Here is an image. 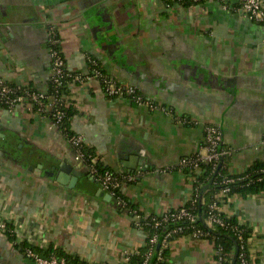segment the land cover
Here are the masks:
<instances>
[{
  "label": "crops",
  "instance_id": "obj_1",
  "mask_svg": "<svg viewBox=\"0 0 264 264\" xmlns=\"http://www.w3.org/2000/svg\"><path fill=\"white\" fill-rule=\"evenodd\" d=\"M237 5L0 0V78L47 93V32L54 26L68 69L87 74L91 56L116 84L133 86L148 100L109 96L95 77L70 85V128L121 176L127 207L76 160L49 116L50 104L45 113L27 98L0 105V264H34L25 247L43 257L56 250L103 264L137 252L147 233L133 213L162 214L191 198L194 175L178 162L204 152L205 125H218L220 146L231 150L228 174L264 159V26ZM219 208L249 227L250 262L264 264V192L233 194ZM214 259L213 243L182 235L169 242L164 264Z\"/></svg>",
  "mask_w": 264,
  "mask_h": 264
},
{
  "label": "trees",
  "instance_id": "obj_2",
  "mask_svg": "<svg viewBox=\"0 0 264 264\" xmlns=\"http://www.w3.org/2000/svg\"><path fill=\"white\" fill-rule=\"evenodd\" d=\"M164 3L173 4L179 3L184 6L193 5L203 0H162ZM60 51V46H57ZM61 55L62 52L60 51ZM63 60L64 56L62 55ZM88 73H82L80 71H72L65 68L61 75L54 80V76H50L48 94L47 97L40 98L37 101H33L35 108L38 111H43L45 106L50 104L51 109L48 110L50 118L56 123L58 129L61 130L67 141L70 143L71 138L75 136V133L71 130L69 120L75 113V108L69 97L70 85L75 82H83L88 76L94 74V69H97L99 75L96 79L99 81L101 89L104 90L105 84L103 78L107 77V73L102 69L100 64L88 56L87 60ZM65 62V60H64ZM25 88V87H24ZM29 91L39 92L29 87H26ZM19 94L21 91L18 92ZM0 105H5L0 103ZM46 110H44V113ZM55 113H61L59 120L54 116ZM74 149L75 147L71 145ZM81 152L84 154L83 162L86 165L90 164L88 155H91L95 159V167L99 171L106 169V166L101 165L94 152L84 142L79 146ZM227 158L224 157L222 163L217 170H213L208 165L202 166V171L196 174V181L194 183L195 190L191 198L181 207L171 209L167 211L168 216L171 214H177L182 207L188 210L193 215V220L188 218H168L163 221L157 227H153L151 224L150 217L142 220V228L146 231L145 244L137 251L128 254V261L124 264H164L167 256L168 246L162 248L161 258L153 256L147 263H144L145 254L148 250V241L152 235L156 234L158 238L163 239L164 235L174 229L180 227L181 230L171 232L167 237V243L174 240L176 237L182 235H191L195 230H200L206 233L205 235H199L197 238H205L209 242L213 243L214 249L217 248L220 255L219 264H241V255L243 254L247 260H250L248 246L250 239V229L246 224H243L235 217L226 216L224 213H220V218L224 224H216L213 228L208 226V217L211 212L209 204L211 203L214 196L219 194V191L223 187L228 188L226 196L238 194L240 196H248L259 192H264V159L255 160L245 170L236 173L228 174L227 172ZM225 178H231L232 180L228 183H223L222 180ZM204 188V189H203ZM225 196L220 195L217 197V202H223L226 200ZM159 218L161 216H158ZM6 233L9 237L13 236L10 229V225H7ZM243 246V247H242ZM28 248V247H27ZM26 247L23 248L25 251ZM55 251V252H54ZM51 251L45 256L54 255L57 258H64L67 264H80L85 263L74 254L65 253L62 251ZM214 258H218L214 256ZM234 259V262L232 263ZM120 264H123V262Z\"/></svg>",
  "mask_w": 264,
  "mask_h": 264
},
{
  "label": "built area",
  "instance_id": "obj_3",
  "mask_svg": "<svg viewBox=\"0 0 264 264\" xmlns=\"http://www.w3.org/2000/svg\"><path fill=\"white\" fill-rule=\"evenodd\" d=\"M166 6H170L171 4L164 3ZM234 9L248 18L249 20H252L262 26H264V0H238V5L234 7ZM60 45V39L58 36V33L54 26H49L48 32H47V51L50 55L51 59V75L54 76V80H57V77L62 74L64 68H65V62L63 60V57L57 49V46ZM99 75V72L97 69H94V74L92 76H88V78L91 77H97ZM103 82L105 84L104 91L109 96H117V95H126L127 97L131 98V100L135 103H143L148 102V100H145L143 95L133 86H121L116 84L109 76L103 78ZM21 91L19 94L18 92ZM48 93H41V92H32L29 91L26 87L18 86V85H12L9 82L5 81L4 79L0 78V103H3L6 107H12L17 102L28 99L31 101H37L40 98L47 97ZM54 116L57 118V120L60 119L61 113H55ZM55 123V122H54ZM56 124V123H55ZM221 129L218 125H205L204 126V136H203V144L202 149L204 150L203 153L200 151H197L194 154L188 155V156H182L179 159L178 167L184 170H188L189 172L194 175V182L196 181V174L193 172H201L202 166L208 165L213 170H217L220 164L222 163V160L224 157H227L230 155L231 150L230 148L221 147L222 143V135H221ZM83 142L82 137L78 134H75L71 138L70 145H73L75 147V158L76 160L83 161L84 154L81 152L79 146ZM88 159L90 160V164L86 165L89 170V175L103 188L105 189L111 198L116 202L117 205L121 207H127L128 202L123 197V195L120 192V186H121V176H118L113 171L109 170L108 168L103 169L99 171L97 167H95V159L93 156L88 155ZM197 173V174H198ZM131 180L132 177L130 176H123V180ZM232 179L231 178H225L222 180L223 183H228ZM228 188L223 187L219 191V194L215 195L212 199L211 203L209 204V208L211 210L209 217H208V226L214 227L216 224L223 225L224 222L220 218V203L217 202V197L220 195L225 196L224 198H228L227 195ZM135 217V224L139 227H142V220L146 219L147 217H143V215L139 212H134ZM158 216H161L160 218ZM150 217L151 224H153V227H157L160 225L163 221H166L168 218H188L190 220H193V215L186 210L184 207L180 209V211L177 214H171V216H168L167 211L158 214V215H152L148 216ZM0 227H5L4 224L0 223ZM176 230H181L180 227L174 229L173 231H170L164 235L163 239L158 238L156 234L152 235V237L149 238L148 241V250L145 254V260L144 263H147L148 260H150L153 256L161 258V250L162 248H165L168 246L167 243V237L169 234H172L171 232H175ZM206 233L201 232L200 230H195L192 232L191 236L198 237L199 235H205ZM243 247V246H242ZM25 255L30 258L34 264H67L64 258H57L54 255L50 256H40L37 253L33 252L31 249H25L24 251ZM214 256H217L218 258L214 259V264L220 263V255L217 248L214 249ZM128 261V254H125L123 256L121 263H127ZM118 262L117 264H120ZM80 264H103L99 262H85ZM241 264H251L250 260H247L245 256L241 255Z\"/></svg>",
  "mask_w": 264,
  "mask_h": 264
},
{
  "label": "water",
  "instance_id": "obj_4",
  "mask_svg": "<svg viewBox=\"0 0 264 264\" xmlns=\"http://www.w3.org/2000/svg\"><path fill=\"white\" fill-rule=\"evenodd\" d=\"M61 169L62 170H64L65 168L64 167H61ZM66 173H67V169H66ZM60 176H62L63 178H65L66 177V174H59ZM204 189V188H203ZM234 262V259H233V261H232V263Z\"/></svg>",
  "mask_w": 264,
  "mask_h": 264
}]
</instances>
